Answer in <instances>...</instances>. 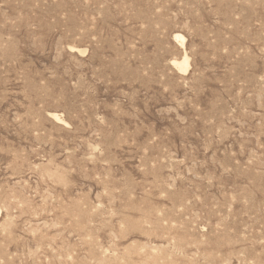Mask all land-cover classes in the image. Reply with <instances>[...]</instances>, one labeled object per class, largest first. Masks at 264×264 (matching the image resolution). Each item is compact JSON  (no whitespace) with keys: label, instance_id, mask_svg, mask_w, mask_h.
Returning a JSON list of instances; mask_svg holds the SVG:
<instances>
[{"label":"rangeland","instance_id":"obj_1","mask_svg":"<svg viewBox=\"0 0 264 264\" xmlns=\"http://www.w3.org/2000/svg\"><path fill=\"white\" fill-rule=\"evenodd\" d=\"M0 208V264H264V0H0Z\"/></svg>","mask_w":264,"mask_h":264},{"label":"bare ground","instance_id":"obj_2","mask_svg":"<svg viewBox=\"0 0 264 264\" xmlns=\"http://www.w3.org/2000/svg\"><path fill=\"white\" fill-rule=\"evenodd\" d=\"M175 35V40L180 42L182 46H184L186 39L184 36H182L181 34H174ZM179 43V44H180ZM175 59V58H174ZM172 65L173 67H175V69L179 72V73H187L189 71L190 68V60L189 57L187 56V54H185L183 57H181L180 59H175L172 61ZM53 118L58 122L60 121H64L62 120L59 115L57 114H53L52 115ZM2 208H0V217L2 214ZM7 220V219H6ZM4 228V227H3ZM133 244V243H132ZM153 246V245H152ZM108 250V249H107ZM142 250V249H141ZM111 251V250H110ZM106 253V251H105Z\"/></svg>","mask_w":264,"mask_h":264}]
</instances>
